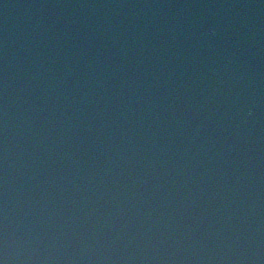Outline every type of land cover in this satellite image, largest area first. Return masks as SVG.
Masks as SVG:
<instances>
[{"label":"water","instance_id":"obj_1","mask_svg":"<svg viewBox=\"0 0 264 264\" xmlns=\"http://www.w3.org/2000/svg\"><path fill=\"white\" fill-rule=\"evenodd\" d=\"M2 264H264V0H0Z\"/></svg>","mask_w":264,"mask_h":264},{"label":"snow or ice","instance_id":"obj_2","mask_svg":"<svg viewBox=\"0 0 264 264\" xmlns=\"http://www.w3.org/2000/svg\"><path fill=\"white\" fill-rule=\"evenodd\" d=\"M0 264H2V262H0Z\"/></svg>","mask_w":264,"mask_h":264}]
</instances>
